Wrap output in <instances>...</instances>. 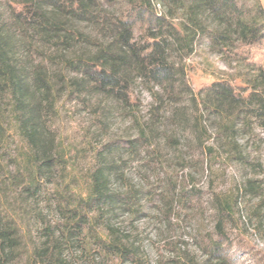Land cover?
<instances>
[{"label": "rangeland", "instance_id": "obj_1", "mask_svg": "<svg viewBox=\"0 0 264 264\" xmlns=\"http://www.w3.org/2000/svg\"><path fill=\"white\" fill-rule=\"evenodd\" d=\"M22 1L0 0L1 27L14 25V12L24 9ZM132 1L113 0L105 10L114 18L123 12L125 19H139L132 14ZM259 1L264 7V0ZM156 10L164 13L161 5ZM75 25L76 35L83 33L91 43L100 44L105 38L96 23ZM134 38L146 44L143 21L136 20ZM27 40L32 48L28 52L22 44L19 47L20 53H26L20 58L22 64L44 63L52 74L60 54L43 47L32 35ZM80 48L89 54L94 46L81 44ZM234 53L219 54L207 35L199 36L191 52L173 58L179 81L171 97L176 101L164 95L163 88L136 77L126 109L115 97L58 86L48 125L53 131L49 136L56 139L57 152L64 159L55 170L54 182H47V190L28 207L15 190H2L4 180L9 183L14 176L22 177L18 162L30 147L12 120L11 94L0 89V222L20 231L9 264H45L39 257L44 233H51L53 241L60 239L61 264H264V130L257 120L246 119L238 111L229 116L206 108L208 89L214 83L232 85L238 96L249 94L247 63L264 66V38L237 43ZM76 71H66L67 77H76ZM183 78L186 85L181 88ZM157 91L164 95L162 100L153 95ZM153 112L162 135L148 142L139 139L134 115L146 123ZM224 125L229 128L223 130ZM105 153L118 162L120 176L114 188L125 198L130 191L137 195L113 217L123 227L121 236L130 239L126 248L116 252L100 241V236L105 241L110 237L98 209L83 206L80 210L89 213L90 223L82 230L68 229L72 214L68 208L74 209L81 195L88 193L91 172ZM223 204L227 211L221 216L218 211Z\"/></svg>", "mask_w": 264, "mask_h": 264}, {"label": "trees", "instance_id": "obj_2", "mask_svg": "<svg viewBox=\"0 0 264 264\" xmlns=\"http://www.w3.org/2000/svg\"><path fill=\"white\" fill-rule=\"evenodd\" d=\"M66 1L69 5H66ZM247 1L134 0L132 14L139 19L132 21L125 19L123 12V16L116 18L106 12L105 7L112 5L113 0L104 4L98 0H23L24 9L14 12V25L0 26V89L9 92L13 98L12 120L18 123L30 152L23 161L18 162L22 177L14 176L9 183L4 180L1 183L5 184L3 192L15 190L17 197L28 207L32 200L43 193L47 182H54L55 170L64 159V155L57 152L56 139L49 136L53 131L48 125L56 108L58 89H55L58 86L64 90L69 87L72 92L93 91L115 97L126 109L131 100L132 78L136 77L149 86L163 88L164 95L167 93L176 101L171 97L179 81L176 79L178 72L173 58L191 52L199 36L207 35L212 47L222 55L228 52L235 54L237 43L252 44L264 38V7L259 0H254L251 6L247 5ZM156 5L162 6L163 14L157 13ZM177 19L179 21L174 22ZM136 20L145 24L147 41L144 45L134 38ZM84 21L100 27V32L105 36L100 44L98 41L92 44L81 32L79 36L76 35L75 23ZM29 35L43 47L60 54L52 74L44 63L22 64L20 58L26 53H20L19 47L22 44L23 50L30 52L32 42L27 40ZM81 44L94 46L90 55L80 48ZM76 47L78 49L73 54L68 53ZM81 49L85 53L79 52ZM50 59L53 61V56ZM247 66L249 71L245 77L250 85L249 94L238 96L232 85L214 83L208 89L206 108L225 111L229 116L238 111L246 119L257 120L264 130V66L254 62L247 63ZM73 69H77L76 77L68 78L66 71ZM179 83L182 88L186 80L183 78ZM153 95L156 98L159 96L160 100L164 96L159 91L153 92ZM152 114L153 117L148 118L146 123L134 115L139 127V139L148 142L162 135L156 123L157 114ZM227 128L228 125H224L223 130ZM117 163L106 157V153L103 154L99 158V166L91 172L88 193L81 195L74 209L68 208V212H72L68 218V229L71 231L82 230L92 219L89 213L82 212L83 206L89 210L98 209L110 237L109 241H105L100 236V241L114 252L126 248V240L130 241L126 234L125 238L121 236L124 231L114 222L115 212L137 197L130 191L125 198L114 188L113 182L120 176ZM227 204H223L221 211H218L221 216L227 211ZM223 222L224 219L219 221V228L224 225ZM43 230L48 231V228ZM19 232L18 227L0 222V264H9L13 260ZM42 237L46 240L45 246L40 247V261L61 264L58 256L62 245L60 239L53 241L51 233H44Z\"/></svg>", "mask_w": 264, "mask_h": 264}]
</instances>
